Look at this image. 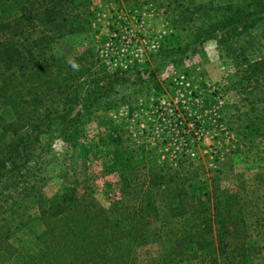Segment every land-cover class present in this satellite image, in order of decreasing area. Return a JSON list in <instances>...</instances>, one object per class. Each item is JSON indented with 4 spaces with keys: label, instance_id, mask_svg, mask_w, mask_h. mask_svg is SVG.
Wrapping results in <instances>:
<instances>
[{
    "label": "trees",
    "instance_id": "16d2710c",
    "mask_svg": "<svg viewBox=\"0 0 264 264\" xmlns=\"http://www.w3.org/2000/svg\"><path fill=\"white\" fill-rule=\"evenodd\" d=\"M135 1L167 14L171 33L161 54L170 62L180 64L188 51L216 41L236 67L230 84L247 95L245 127L264 132V0ZM93 6L92 0H0V264L18 251L11 237L32 219L29 202L42 230L21 264H258L248 218L260 203L243 182L221 187L219 170L206 165L212 160L195 153L198 139H183V152L160 158L105 120L100 143L118 170L119 196L105 205L78 183L51 197L39 189L42 136L76 144L93 111L106 109L102 99L112 108L129 101L130 95L110 100L119 86L145 82L159 89V68L127 75L108 70L92 49L72 59L55 53L61 39L92 30Z\"/></svg>",
    "mask_w": 264,
    "mask_h": 264
},
{
    "label": "rangeland",
    "instance_id": "374dc122",
    "mask_svg": "<svg viewBox=\"0 0 264 264\" xmlns=\"http://www.w3.org/2000/svg\"><path fill=\"white\" fill-rule=\"evenodd\" d=\"M92 2V30L61 39L54 45L55 53L72 59L92 49L101 55L108 70L117 68L127 75L159 68L155 71L159 89L145 82L119 86L110 100L116 97L121 102V95H130L129 101L112 108L102 99L106 109L93 111L91 120L82 125L84 135L76 144L58 136H42L40 146L48 148L45 152L41 147L37 149L39 157L44 158L41 169L39 161L35 168L40 178L39 189L51 197L78 183L105 205L119 196L122 185L118 170L112 167L111 155L100 143L108 132L105 120L119 125L124 139L152 150L160 158L183 152V139H198L195 153L212 160V164L206 165L214 172L219 170L221 187L236 188L243 182L250 199L260 203L251 207L249 240L251 251L257 252L255 263L264 264V132L250 133L245 127L247 117L241 113L247 115V95L230 84L235 65L221 55L213 39L196 51H188L180 64L170 62L161 54L171 33L163 8L135 0ZM27 210L32 219L19 226L11 237L18 251L3 264H21V253L31 252L39 244L42 226L35 218L37 208L29 202ZM258 230L260 234L255 236ZM156 249L153 246L148 252L153 254ZM138 253L147 254L143 249Z\"/></svg>",
    "mask_w": 264,
    "mask_h": 264
},
{
    "label": "water",
    "instance_id": "95a60500",
    "mask_svg": "<svg viewBox=\"0 0 264 264\" xmlns=\"http://www.w3.org/2000/svg\"><path fill=\"white\" fill-rule=\"evenodd\" d=\"M77 109H75V111H76Z\"/></svg>",
    "mask_w": 264,
    "mask_h": 264
},
{
    "label": "built area",
    "instance_id": "2783aa9c",
    "mask_svg": "<svg viewBox=\"0 0 264 264\" xmlns=\"http://www.w3.org/2000/svg\"><path fill=\"white\" fill-rule=\"evenodd\" d=\"M139 41V40H138Z\"/></svg>",
    "mask_w": 264,
    "mask_h": 264
}]
</instances>
